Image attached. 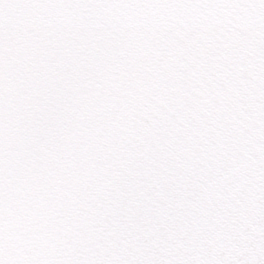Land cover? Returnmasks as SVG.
I'll use <instances>...</instances> for the list:
<instances>
[{"label": "snow or ice", "instance_id": "obj_1", "mask_svg": "<svg viewBox=\"0 0 264 264\" xmlns=\"http://www.w3.org/2000/svg\"><path fill=\"white\" fill-rule=\"evenodd\" d=\"M0 264H264V0H0Z\"/></svg>", "mask_w": 264, "mask_h": 264}]
</instances>
